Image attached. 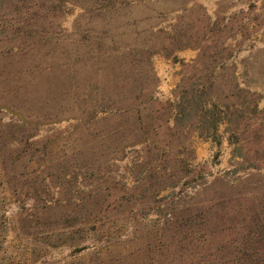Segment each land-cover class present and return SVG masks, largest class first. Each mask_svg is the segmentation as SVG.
Listing matches in <instances>:
<instances>
[{"label":"rangeland","instance_id":"obj_1","mask_svg":"<svg viewBox=\"0 0 264 264\" xmlns=\"http://www.w3.org/2000/svg\"><path fill=\"white\" fill-rule=\"evenodd\" d=\"M0 264H264V0H0Z\"/></svg>","mask_w":264,"mask_h":264},{"label":"trees","instance_id":"obj_2","mask_svg":"<svg viewBox=\"0 0 264 264\" xmlns=\"http://www.w3.org/2000/svg\"><path fill=\"white\" fill-rule=\"evenodd\" d=\"M103 109V108H102ZM103 110H100V112H102Z\"/></svg>","mask_w":264,"mask_h":264}]
</instances>
